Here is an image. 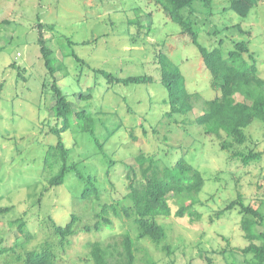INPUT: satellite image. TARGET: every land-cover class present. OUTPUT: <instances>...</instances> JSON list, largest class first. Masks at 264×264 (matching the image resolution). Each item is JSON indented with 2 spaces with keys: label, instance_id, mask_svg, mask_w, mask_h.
<instances>
[{
  "label": "rangeland",
  "instance_id": "obj_1",
  "mask_svg": "<svg viewBox=\"0 0 264 264\" xmlns=\"http://www.w3.org/2000/svg\"><path fill=\"white\" fill-rule=\"evenodd\" d=\"M227 6L226 0H214L208 24L199 26V41L210 48L222 39L223 48L229 49L233 41L250 38L260 75L264 77V0L245 18L231 9L225 10ZM39 23H45L43 38L54 56L61 59L58 63L63 61L69 71L66 77L58 71L59 85L70 101L94 112L98 122L96 135L106 142L107 155H104L96 149L88 133L70 130L62 135L71 152L69 162L78 163L84 175L94 176L100 189L105 185L103 203L126 194L127 177L133 176L130 166L137 168L135 156L140 148L158 153L169 166L184 157L202 171L205 185L195 206L200 213L199 220L191 221L188 214L175 216L179 201L173 196L169 198L173 213L158 217L167 229L165 242L171 247L170 254L148 237L138 238L139 229L133 218L134 226L125 221L132 222L131 219L113 217L110 227L85 231L84 225L93 226L98 219L100 208L80 198L84 183L73 171L67 173L63 184L46 190L39 201L47 185L45 178L57 170L51 167L52 157L47 159L49 146L58 141L49 129L62 125L52 110L54 95L49 88L52 78L40 52ZM237 23L251 31V35L240 33L234 26ZM215 29L220 32L210 34ZM61 35L75 44L60 40ZM83 41L86 42L83 44ZM72 50L85 64L80 66L72 55L63 59L64 53ZM160 50L180 67L188 90L201 95L194 110L187 114L164 117L168 109L163 103L167 91L155 61ZM89 66L117 76L148 74L155 80L148 84L110 87ZM18 68L24 73L23 79L17 76ZM1 82L4 87L0 97V206L12 208L0 212V248L24 242L25 237L9 224L17 217L23 216L27 221L31 237L17 247V252L1 254L0 264H23L15 260L18 253L40 249L47 241L56 244L57 264H93L88 259L87 244L96 240L105 242L112 234L127 229L135 241V264L171 261L206 264L202 252L210 255L213 264H229L235 258L230 252L222 253L228 247L223 236L230 246L247 244L240 228L239 210L217 212L239 193L246 203H257L264 198V156L261 161L245 166L195 124L196 117L205 108L204 100L214 98L219 91L211 86V74L190 36L154 0H0ZM89 87L92 98L85 100L79 95ZM236 99L245 100L240 94H236ZM132 129L135 132L131 136ZM246 133L252 139L232 150L264 148L261 120L255 119ZM108 156L113 160L111 166L106 162ZM108 174L113 183L106 180ZM73 213L80 219L77 232L61 248L42 219L51 215L58 224L65 225ZM237 259L240 263L245 259L256 263L252 254L246 258L238 255Z\"/></svg>",
  "mask_w": 264,
  "mask_h": 264
},
{
  "label": "trees",
  "instance_id": "obj_2",
  "mask_svg": "<svg viewBox=\"0 0 264 264\" xmlns=\"http://www.w3.org/2000/svg\"><path fill=\"white\" fill-rule=\"evenodd\" d=\"M261 1L263 0H226L228 6L225 10L231 9L245 18ZM154 2L190 36L191 41L200 52L205 68L211 74V86L219 91V95L204 100L205 108L196 117L195 124L201 126L206 135L218 141V146L221 149L230 152V157L238 158L243 165L249 166L261 161L264 156V148L259 150L255 147H248L242 150H232L235 146L244 145L248 139H252L247 135L246 129L255 119L264 123V77L260 75L256 53L251 49L250 38L233 41V47L229 49L223 48V41L220 39L217 46L209 48L199 41V26L208 24L207 19L213 13L214 0H154ZM44 24H38V42L44 64L52 78L49 87L54 95L52 110L55 117L62 121V125L49 129V132L57 136L58 141L49 146L47 159L52 157L51 167L57 168V170L45 178L47 185L41 193L39 201L46 190L63 184L67 173L73 171L84 183L80 198L88 200L100 208L97 214L98 219L93 226L84 225L85 231H91L92 228L100 231L103 226L110 227L113 224V217L124 220L133 218L139 229L138 238L148 237L158 248L161 247L170 254L171 247L165 242L168 238L167 229L158 221V217L169 216L173 213L169 199L170 196H173L179 201V208L174 212L175 216L183 217L188 214L191 221L199 220L200 213L195 209V206L200 202L199 193L205 185L202 171L184 157L169 166L163 158L157 156L158 153L147 152L140 148L135 156L137 168L130 166L133 176L128 175L127 177L129 182L126 194L115 198L110 203H103L102 189L105 185L100 189L94 176L84 175L79 170L78 163L69 162L71 152L65 145L62 135L70 130L74 133H88L95 143L96 149L104 155H107L104 150L106 142H102L96 135L98 122L94 112L70 101L68 95L59 85L58 71L63 73V77L69 76V71L63 61L61 64L58 63L61 59L54 56L53 49L45 42L42 35ZM234 26L240 33L251 35V31L244 29L240 23ZM49 29H52L51 26ZM219 32L220 30L215 29L210 34ZM59 39L70 45L75 44L63 35ZM70 55L80 66L85 64L84 59L74 50L64 53L63 59ZM155 61L158 63L161 73V83L167 91V97L163 103L168 106V109L165 111L164 117L172 118L176 114H187L193 111L196 103L201 100V95L188 90L185 76L180 67L161 50L158 51ZM90 70L105 78L110 87L148 84L155 80L148 74L117 76L111 71L100 68L91 67ZM17 76L19 78L24 76L21 68H18ZM3 87L4 82H1L0 97ZM90 90H92L91 87L80 93L79 96L85 100L92 98ZM236 94L242 95L245 100H237ZM133 132H135L134 129L129 130L131 136ZM106 160L111 166L113 160L109 156ZM106 180L110 183L114 182L110 174ZM257 201V203H246L239 193L237 198L231 200L217 212L223 214L236 208L241 214L240 228L247 244L243 247L230 246L229 240L223 236L228 242V247H225L222 253L230 252L235 258L234 262L229 264H251L246 259L242 263L237 259L238 255L246 258L248 254L253 255L255 264H264V198ZM11 208L10 206H0V212H7ZM79 221L80 219L75 213L65 225L58 224L51 215L42 219V222L50 227L54 237H57L61 248L70 243L69 237L77 232L76 226ZM125 221L134 226L133 220L132 222ZM9 224L11 227H16L25 237L24 242L30 239L31 232L23 216L9 221ZM128 231L129 229L122 233L112 234L105 242L90 241L86 246L89 250V261H92L93 264H135V241ZM0 241L2 242L1 237ZM21 243H15L10 247L1 246L0 255L17 252V247ZM55 246L56 244L47 241L40 249L18 253L15 260L23 262V264H57L59 255ZM201 255L206 260V264H213V259L208 253L202 252ZM168 264H175V262L171 261Z\"/></svg>",
  "mask_w": 264,
  "mask_h": 264
}]
</instances>
